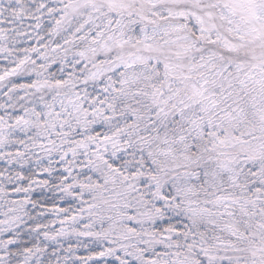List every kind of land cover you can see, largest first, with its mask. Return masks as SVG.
<instances>
[{
  "label": "snow or ice",
  "instance_id": "snow-or-ice-1",
  "mask_svg": "<svg viewBox=\"0 0 264 264\" xmlns=\"http://www.w3.org/2000/svg\"><path fill=\"white\" fill-rule=\"evenodd\" d=\"M0 264H264V0H0Z\"/></svg>",
  "mask_w": 264,
  "mask_h": 264
}]
</instances>
